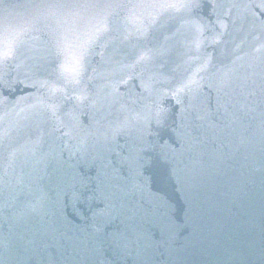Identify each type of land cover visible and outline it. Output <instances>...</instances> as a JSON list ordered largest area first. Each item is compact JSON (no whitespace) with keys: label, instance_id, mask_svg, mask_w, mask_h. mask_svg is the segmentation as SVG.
Here are the masks:
<instances>
[{"label":"water","instance_id":"water-1","mask_svg":"<svg viewBox=\"0 0 264 264\" xmlns=\"http://www.w3.org/2000/svg\"><path fill=\"white\" fill-rule=\"evenodd\" d=\"M55 2L0 0V264H264V0L107 9L75 90Z\"/></svg>","mask_w":264,"mask_h":264},{"label":"snow or ice","instance_id":"snow-or-ice-1","mask_svg":"<svg viewBox=\"0 0 264 264\" xmlns=\"http://www.w3.org/2000/svg\"><path fill=\"white\" fill-rule=\"evenodd\" d=\"M191 0H56L54 4L48 5L52 8H64V9H84V10H95L96 15L93 17L96 20V25H94L96 31V38L88 40L85 45L80 49L79 55L76 59L75 64L72 67L61 66L60 73L65 82V89L71 87L73 90L79 87L84 73L86 72L87 65L86 60L90 52L93 51L94 46L101 35L108 31L107 28V16L105 15V10L107 9H128L132 11L134 9H161L160 15H164L170 10L179 12L182 9H187L192 7ZM110 14V13H109ZM159 17H157L158 19ZM155 22V21H154ZM7 27L4 28L5 34L7 33ZM144 33H140L136 36L139 40L143 38ZM132 38L131 34L124 37L125 40H130ZM193 45L198 49L203 43L202 40H193ZM12 55V49L9 46V40L7 35L3 40L2 45H0V58L7 61ZM148 59L147 55L140 53L137 59L134 61L132 67L144 63ZM187 85L183 82L174 90L173 94H178L183 91ZM52 94L63 93L64 89L52 88ZM145 91L148 92V96L145 98L148 102L145 103L144 107L149 113H151L152 107L155 102L151 99L152 91L145 86ZM83 96H72L69 99L79 100ZM86 98V97H84ZM136 103V101H133ZM54 107V106H53Z\"/></svg>","mask_w":264,"mask_h":264}]
</instances>
